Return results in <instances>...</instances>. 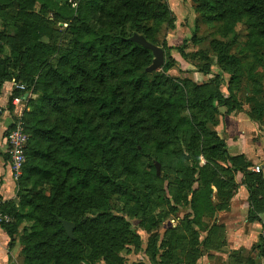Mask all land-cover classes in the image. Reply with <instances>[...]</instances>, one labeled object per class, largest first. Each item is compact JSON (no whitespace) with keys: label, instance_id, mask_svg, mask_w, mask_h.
Listing matches in <instances>:
<instances>
[{"label":"rangeland","instance_id":"obj_1","mask_svg":"<svg viewBox=\"0 0 264 264\" xmlns=\"http://www.w3.org/2000/svg\"><path fill=\"white\" fill-rule=\"evenodd\" d=\"M128 1L100 0L97 6L94 0H0V130L2 125L6 128L0 135L3 134L4 145L19 117L24 121L31 114L46 119L44 127L56 128L58 135L71 134V127H79L85 136L84 145L91 151L83 159L85 167L104 169L129 188L128 194L117 192L109 198L110 212L126 219L134 232L132 242L120 253L124 264H173L180 261V251L199 252L200 237L206 234L211 235L209 245L218 248L211 239L221 237L225 230L216 225L221 217L231 215L232 200L241 190L248 198L263 193L258 191L264 189L263 164H254L252 159L264 158V36L253 32L250 23L254 21L248 16L230 17L222 22L205 19V0H137L146 3L138 16V10L131 8ZM231 2L238 4V0ZM53 3L70 5L78 16L62 20ZM37 26L44 28L38 41L34 40ZM93 31L131 38L138 34L164 50V64L152 72L159 74L162 81L155 92L158 98L168 97L174 79L181 83L191 79L194 85L202 87L198 93L192 87L189 89L192 95L185 109H178L175 114L173 107H168L170 114H174L172 133L161 135L163 129L152 128L151 124L140 129L146 142L138 158L135 152L127 160L120 157L127 146L122 139H113L121 129L110 122L100 127L97 142L91 139L94 134L90 129L97 130L100 120L94 123L90 119L88 123L87 118L94 113L101 115L93 105L91 109H81L63 95L58 98V106L48 103L44 112L37 109V100L44 92L40 77L49 68H59L65 75L77 78L76 58L84 55L85 50L78 52L76 43L85 46ZM217 43L222 45L216 48ZM49 49L58 52L50 55ZM69 54L71 61L65 59L62 63ZM151 55L149 66L154 61L152 52ZM81 60L86 68L93 67L88 56H81ZM166 63L172 65L168 70L163 69ZM113 78L115 82L122 81L120 77ZM105 87L109 89L108 85ZM96 88L88 82L86 94L92 96ZM217 93L222 99L216 97L212 107L207 103L203 111L199 104L196 108V101L208 102L210 95ZM207 108L209 114L205 113ZM107 133L112 136L104 137ZM237 143L245 154L242 160L234 161L232 158L237 155L233 154V145ZM41 146L62 147L61 155H68L72 141L56 136L53 143L43 139ZM112 150L120 152L115 160H109L107 155ZM34 160L28 159L26 169L30 177L27 181H15L8 202L19 204L22 195L51 194L53 171L60 168L52 169L50 176L44 177L32 170ZM52 166L56 167L50 162L49 167ZM29 225L24 220L16 227L12 246L8 241L7 248L1 249L0 238V264H22L21 240ZM82 264L108 263L86 260Z\"/></svg>","mask_w":264,"mask_h":264},{"label":"trees","instance_id":"obj_2","mask_svg":"<svg viewBox=\"0 0 264 264\" xmlns=\"http://www.w3.org/2000/svg\"><path fill=\"white\" fill-rule=\"evenodd\" d=\"M231 1L205 0L202 9L206 10V13H203V16L209 21L216 22L228 20L230 17L241 19L243 16H248L254 21L250 23L253 32L264 36V0H238L237 5H233L234 2ZM99 2L100 0H94L97 6H100ZM128 2L131 8L138 10L137 16L140 10L146 7L145 2L139 3L137 0ZM52 6L62 20L78 16L70 5L53 3ZM232 6L235 7L231 8ZM159 8L162 9V6L160 5ZM43 33L44 28L37 26L34 30V40H40ZM93 37V41H90ZM92 38L82 47L76 43L78 52L85 50L84 55H77L76 58L77 78L73 75H65L59 68H49L45 71L44 77H40L39 83L43 85L44 92L37 100V109L44 112V107L48 103L58 106V98L63 95L70 97L78 108L91 109L94 106L101 115L94 113L90 118L86 116L88 123L90 119L94 123L100 120L96 125L97 130L92 127L90 129L94 134L91 139L97 142L96 136L99 135L100 127L104 126L105 122H110L112 126L121 129L118 133L116 131L113 139L116 136L122 139L124 146H127L120 157L127 160V157L135 152L138 158L144 152L146 142V138L139 134L140 129L145 130L151 124L152 128L163 129L161 135L172 133L174 114L173 116L170 114L168 107L171 105L175 114L176 110L185 109L190 105L189 96L192 92L189 89L192 87L198 93L202 87L194 85L191 79H189L191 83L189 80L181 83L174 79L175 84L171 82L168 97L162 100L155 94L162 84L160 75L147 72L151 66L147 61L152 56L149 50L132 42L131 37L116 35L109 31H93ZM144 38L151 43L145 36ZM221 45L217 43L215 47ZM57 52L58 50L49 49L48 53L52 55ZM81 56H88L93 67L86 68L82 65ZM70 57V54L65 56L62 63L66 62L65 59L71 61ZM138 57H143V60H138ZM219 58L221 60V57ZM171 67V63H166L163 69L168 70ZM112 76L120 77L122 81L115 82L117 80ZM88 82L98 86L92 96L86 94ZM105 85H108L109 89ZM121 92H127L128 96L121 95ZM54 94L56 97H53ZM216 97L222 99L220 93L213 94L210 95L208 102L196 101L195 106L198 108L199 104L200 110L203 111L205 106L208 107L207 103H210L211 107L214 105ZM221 106L225 105L222 103ZM205 113L209 114L208 108ZM45 123L46 119H37L35 114L24 117L25 128L29 135L27 161L22 169L24 174L21 173L17 181L19 179L27 181L30 177L26 165L31 158L35 159L33 163L36 162L32 170L44 177H49L52 169H60L53 171L55 177L51 182L47 181L51 186L50 195H22L23 199L19 204L14 201L4 204V211L14 219V223L6 227L10 246L13 245L12 239L17 234L16 227L26 220L30 225L21 240L22 264H82L86 260L124 264L120 253L132 242L134 232L126 219L110 212L109 198L117 192L128 194L127 184L114 179L104 169L96 166L90 169L85 167L83 159L88 157L91 151L87 145H84L85 136L80 133L79 127H71L69 129L71 134L59 132L58 135L56 128H45ZM108 135L112 136L111 133H107L104 137ZM149 135L153 134L149 133ZM56 136H61L62 140L72 141L68 155H61L62 147L41 146L43 139L53 143ZM159 136L157 133V138ZM65 144L67 145L66 141ZM110 153L107 154L110 156L109 160H115L120 152L112 150ZM71 155L77 158L73 159ZM242 159L243 155L232 158L234 161ZM50 162L56 167H49ZM236 171L240 170L236 169ZM262 182L264 184L263 179ZM61 221H69L75 225L74 240L67 236Z\"/></svg>","mask_w":264,"mask_h":264},{"label":"crops","instance_id":"obj_3","mask_svg":"<svg viewBox=\"0 0 264 264\" xmlns=\"http://www.w3.org/2000/svg\"><path fill=\"white\" fill-rule=\"evenodd\" d=\"M5 129V125H2L0 133H3ZM0 136V191L3 199L8 202L10 189H13L16 180L10 169V159L4 160L6 156L10 157L6 155V143L2 144L3 134ZM238 145V143L233 145V154L244 155L243 148L239 149ZM252 160L254 164H263L261 172L264 180V158L253 157ZM258 191L263 193L248 198L246 192L241 190L232 200V216L221 217V222L216 225L219 230H225V234L211 239L216 242L218 248L215 249V246L209 245L208 238L210 239L211 235L209 237L206 234L205 237H200L199 252L180 251L178 254L180 261L173 264H260L264 262V189H258ZM1 240V249L7 248L8 236L1 235ZM5 257L6 254L4 260ZM213 258L216 259L213 260Z\"/></svg>","mask_w":264,"mask_h":264},{"label":"built area","instance_id":"obj_4","mask_svg":"<svg viewBox=\"0 0 264 264\" xmlns=\"http://www.w3.org/2000/svg\"><path fill=\"white\" fill-rule=\"evenodd\" d=\"M18 101V100H17ZM14 105H17L15 102ZM18 122L14 123V126L6 137L7 153L10 157V169L17 181L22 173L24 164L27 161V145L29 142V135L26 131L24 121L21 117ZM256 172H260L257 169ZM6 201L3 199L0 191V238L1 235L6 234V227L14 223V219L4 211V204ZM264 264V262L260 263Z\"/></svg>","mask_w":264,"mask_h":264},{"label":"water","instance_id":"obj_5","mask_svg":"<svg viewBox=\"0 0 264 264\" xmlns=\"http://www.w3.org/2000/svg\"><path fill=\"white\" fill-rule=\"evenodd\" d=\"M131 41L140 45L146 50H149L153 53L154 55V61L151 67L147 69V72L151 73L154 72L155 70L160 69L162 65L164 64L165 60V54L164 50L154 44L149 43L143 36L135 34L132 38ZM62 226L67 234V236L74 240L75 239V225L72 222L69 221H61Z\"/></svg>","mask_w":264,"mask_h":264}]
</instances>
